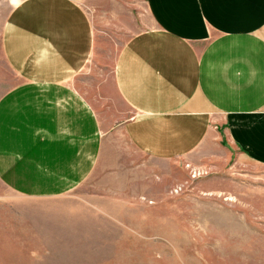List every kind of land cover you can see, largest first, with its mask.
Masks as SVG:
<instances>
[{
  "label": "crops",
  "instance_id": "0c3cea01",
  "mask_svg": "<svg viewBox=\"0 0 264 264\" xmlns=\"http://www.w3.org/2000/svg\"><path fill=\"white\" fill-rule=\"evenodd\" d=\"M231 157L264 167V0H0L2 187Z\"/></svg>",
  "mask_w": 264,
  "mask_h": 264
},
{
  "label": "rangeland",
  "instance_id": "374dc122",
  "mask_svg": "<svg viewBox=\"0 0 264 264\" xmlns=\"http://www.w3.org/2000/svg\"><path fill=\"white\" fill-rule=\"evenodd\" d=\"M217 163L129 178L125 197L93 175L58 198L0 185V264H264V167Z\"/></svg>",
  "mask_w": 264,
  "mask_h": 264
}]
</instances>
